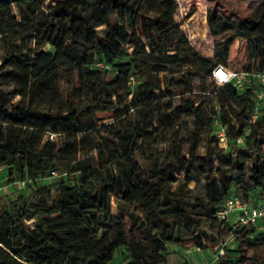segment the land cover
I'll return each mask as SVG.
<instances>
[{"label": "trees", "instance_id": "obj_1", "mask_svg": "<svg viewBox=\"0 0 264 264\" xmlns=\"http://www.w3.org/2000/svg\"><path fill=\"white\" fill-rule=\"evenodd\" d=\"M178 9L176 0H0V169L36 187L0 196V264H112L119 252L124 264H189L174 245L219 248L218 264H264V220L218 218L231 196L264 200V110L244 145L235 141L258 87L211 80L218 65L264 70V3L245 17L208 9L210 58L191 46ZM216 114L227 149L211 136ZM162 133L165 160L145 167L140 144ZM226 168L233 175L220 183ZM193 169L208 181L205 198L191 197ZM175 173L187 177L174 189Z\"/></svg>", "mask_w": 264, "mask_h": 264}, {"label": "rangeland", "instance_id": "obj_2", "mask_svg": "<svg viewBox=\"0 0 264 264\" xmlns=\"http://www.w3.org/2000/svg\"><path fill=\"white\" fill-rule=\"evenodd\" d=\"M179 4V9L176 14V20L182 23V30L188 36L191 46L203 57H213L214 55V46L215 38L213 37L208 23L207 15L208 9L210 7L219 6L224 9L228 14L238 15L241 17L247 16L250 12L256 10L260 5L264 3V0H176ZM2 51L0 48V65ZM197 83L199 79L196 80ZM206 96L207 94H203ZM105 123H111L110 121ZM193 127L192 119H185L184 129L181 132V140L186 142L189 141V129ZM168 134L162 133L159 136L154 134L151 135V139L147 143L140 144V150L138 152V161L143 163L145 167L149 162H157L158 164L162 163L165 160V154L170 148L169 143H162L163 139L167 138ZM209 136H205L202 140V148L200 152L204 154L206 152V143ZM51 139H57V137L52 136ZM58 140V139H57ZM187 149V146L186 148ZM172 168H168L166 175H171ZM175 178L177 179L176 183L173 185L174 189L179 184H185L186 174L184 173H175ZM193 181L189 183L188 189L192 191V199L198 197L205 198L207 195V186L208 181L200 174L199 170L193 169L191 173ZM233 175L232 168H226L222 172L216 174V179L220 183H229L230 177ZM58 177V174H57ZM56 178V177H55ZM55 178H48L40 181V185L48 184L53 182ZM0 183L3 185V191L0 196L11 199L19 195H32L36 187H29L28 183L23 184V181L20 180L19 176L16 174L14 176L10 175L9 170L0 171ZM261 193L255 192L251 196V202L255 205H263L264 200L261 197ZM233 220V218H232ZM37 221L28 222V226H33ZM237 246L234 239L230 240L227 243V247L235 248ZM194 247L187 246L183 249H192ZM178 246H172V254H180L183 256L182 250ZM206 251L207 259L209 260L208 264H216L214 262L216 253L220 250L219 248L208 249ZM212 253V254H211ZM186 255V254H185ZM182 259L178 256H171L169 258V264H181ZM125 257L123 253L119 252L116 256L115 262L112 264H124Z\"/></svg>", "mask_w": 264, "mask_h": 264}, {"label": "built area", "instance_id": "obj_3", "mask_svg": "<svg viewBox=\"0 0 264 264\" xmlns=\"http://www.w3.org/2000/svg\"><path fill=\"white\" fill-rule=\"evenodd\" d=\"M135 83V79H131ZM211 80L217 87H222L227 84H233L240 90H244L245 86L251 82L257 84V93L254 103V111L252 112L248 126L242 136L235 139L238 145H244L246 137L250 135L253 127L260 119L264 110V70L258 73L249 72H235L223 65H218L213 71ZM211 136L214 137L220 147L227 149L231 142L229 136V129L223 124L219 114L214 115L213 118V129ZM1 171V169H0ZM57 174L53 173L52 178L56 177ZM26 181H23L25 185ZM3 191V185L0 183V195ZM238 214L239 217L234 223H241L242 225H256L260 221L264 220V204L255 205L251 201H243L238 196H231L227 199L224 208L218 212V218L221 221H232V218ZM224 254L223 250H220L215 255L214 262L218 264L220 256Z\"/></svg>", "mask_w": 264, "mask_h": 264}, {"label": "crops", "instance_id": "obj_4", "mask_svg": "<svg viewBox=\"0 0 264 264\" xmlns=\"http://www.w3.org/2000/svg\"><path fill=\"white\" fill-rule=\"evenodd\" d=\"M238 217L239 215L236 214L233 217L232 222H235ZM180 250H182V254H184L189 264H208L209 263V260L206 258L207 257L206 251L209 252V250H201L198 248H192L188 250L181 248Z\"/></svg>", "mask_w": 264, "mask_h": 264}, {"label": "bare ground", "instance_id": "obj_5", "mask_svg": "<svg viewBox=\"0 0 264 264\" xmlns=\"http://www.w3.org/2000/svg\"><path fill=\"white\" fill-rule=\"evenodd\" d=\"M27 221V220H26Z\"/></svg>", "mask_w": 264, "mask_h": 264}]
</instances>
